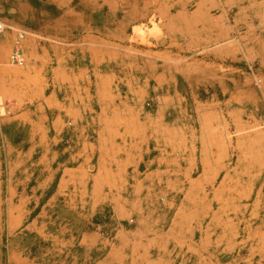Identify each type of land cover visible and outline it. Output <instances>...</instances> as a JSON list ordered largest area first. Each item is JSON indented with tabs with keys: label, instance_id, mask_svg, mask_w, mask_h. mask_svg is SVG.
I'll return each instance as SVG.
<instances>
[{
	"label": "rangeland",
	"instance_id": "obj_1",
	"mask_svg": "<svg viewBox=\"0 0 264 264\" xmlns=\"http://www.w3.org/2000/svg\"><path fill=\"white\" fill-rule=\"evenodd\" d=\"M20 1L0 264H264V0Z\"/></svg>",
	"mask_w": 264,
	"mask_h": 264
},
{
	"label": "built area",
	"instance_id": "obj_2",
	"mask_svg": "<svg viewBox=\"0 0 264 264\" xmlns=\"http://www.w3.org/2000/svg\"><path fill=\"white\" fill-rule=\"evenodd\" d=\"M4 31V26L0 25V33ZM25 40V33L20 32L16 35L13 44L12 51L9 56V64L14 67H23L26 63V58L22 43Z\"/></svg>",
	"mask_w": 264,
	"mask_h": 264
},
{
	"label": "crops",
	"instance_id": "obj_3",
	"mask_svg": "<svg viewBox=\"0 0 264 264\" xmlns=\"http://www.w3.org/2000/svg\"><path fill=\"white\" fill-rule=\"evenodd\" d=\"M34 12H37V11H35V9L31 6V5H29L27 2H26V0H21L20 2H19V5H18V13L21 15V16H23V18L25 17V18H27V15H29V14H32V13H34ZM39 14H41V15H45V14H47V12H39Z\"/></svg>",
	"mask_w": 264,
	"mask_h": 264
},
{
	"label": "bare ground",
	"instance_id": "obj_4",
	"mask_svg": "<svg viewBox=\"0 0 264 264\" xmlns=\"http://www.w3.org/2000/svg\"><path fill=\"white\" fill-rule=\"evenodd\" d=\"M19 74H21V72Z\"/></svg>",
	"mask_w": 264,
	"mask_h": 264
},
{
	"label": "trees",
	"instance_id": "obj_5",
	"mask_svg": "<svg viewBox=\"0 0 264 264\" xmlns=\"http://www.w3.org/2000/svg\"><path fill=\"white\" fill-rule=\"evenodd\" d=\"M31 2H32V0H31Z\"/></svg>",
	"mask_w": 264,
	"mask_h": 264
}]
</instances>
